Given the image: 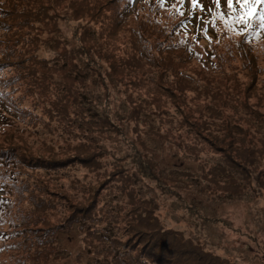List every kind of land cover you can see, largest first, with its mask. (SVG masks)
<instances>
[{"label": "rangeland", "instance_id": "1", "mask_svg": "<svg viewBox=\"0 0 264 264\" xmlns=\"http://www.w3.org/2000/svg\"><path fill=\"white\" fill-rule=\"evenodd\" d=\"M2 1L0 154L13 164H0V264H138L164 244L155 233L189 246L159 248L163 264H264L260 20L245 27L213 0L191 13L177 0ZM146 22L167 53L142 42Z\"/></svg>", "mask_w": 264, "mask_h": 264}, {"label": "trees", "instance_id": "2", "mask_svg": "<svg viewBox=\"0 0 264 264\" xmlns=\"http://www.w3.org/2000/svg\"><path fill=\"white\" fill-rule=\"evenodd\" d=\"M0 2H3V1L0 0ZM149 3H152V2H149ZM159 5L162 6L159 3L155 4L156 7L159 6ZM162 7H164V6H162ZM235 13L237 14L238 12H235ZM172 17L177 22H179V18L175 14H173ZM143 25H145L147 27L148 34H147V36L145 38L142 37V42H144V43L148 42L150 44V45H148V48L150 50L153 49L152 51H154V52L167 53V50H168L167 47H169V45L165 41V37H164L163 33H162L161 36H159L160 28L152 27L149 24V22H146ZM17 30H18V28H17ZM171 35H172V31H171ZM22 45H24V38L20 37V36H17V35H14L13 39H11V42H10V48H13V51H14L15 55L18 54L19 52H21L23 54V50L21 49ZM221 54H222L221 56L224 57V58L228 57V56H225V53H221ZM180 55H181V58L187 64L192 63L196 68H199L200 70H208L205 66H202L198 62H196L193 58H190V57L186 56L185 54H180ZM17 59H18V57H17ZM158 61H161V63L158 64V67H163L164 69H170V70L174 71L175 77L187 78V79L191 80V78H190L191 72L188 71L187 69H184V68L180 67L179 64L176 65L175 62L172 59H171V62L173 64V66H170V65L166 64L165 63V58L163 56ZM216 62H217V60H216ZM256 90L258 92V95H264V88L260 87V88H258ZM10 102L12 104H14V100H12L11 97H10ZM28 111H30V109H28ZM4 152H8L9 153L8 149L5 150ZM12 161H13V158L10 156V154L6 153V156H3L2 154H0V164L12 166V164H13ZM1 179H2V183H4V184L7 183V182H5V180H9V179L6 178V175L2 176ZM2 204H3V207L5 209L6 206H7V202L4 201V202H2ZM75 211H76V209H75ZM78 219H79V217L76 216L75 220H78ZM143 232L148 235V234H153L155 231L147 232V231H143L141 229L139 230V234H142ZM160 233H162V232H160ZM154 235L158 238V240H160V242H162L164 244L153 243V245L150 246L151 250H142V252L138 256V260H139L138 264H143L144 261H145V259H143L141 257V254H143L144 257H147L152 264H163V262H164L163 259H165L166 261H169L170 259H172V257L168 256V255L164 256L163 254H161L159 248H161V249H169V251H176L177 253H179V250H181L182 248L189 247V246L185 245L184 241H183V243H180V242L176 241L177 244L180 245V246H177L176 244L163 242V239L161 238V234H159V233H155ZM137 238H138V241H139L140 238L139 237H137ZM137 246H140V245L137 244ZM183 250L184 249H182V253H183ZM159 253H160V256H159ZM185 254H186V249H185ZM206 256H207V258H206ZM166 257L169 258V260ZM208 258H209V256L207 255V253L204 254V260L200 261V263L209 264ZM146 264H148L147 261H146ZM174 264H178V259L175 260Z\"/></svg>", "mask_w": 264, "mask_h": 264}, {"label": "snow or ice", "instance_id": "3", "mask_svg": "<svg viewBox=\"0 0 264 264\" xmlns=\"http://www.w3.org/2000/svg\"><path fill=\"white\" fill-rule=\"evenodd\" d=\"M164 2L165 0H158V3L161 5H163ZM177 2L181 5L186 2L190 3L192 6L189 9L190 13L197 7H200L201 10H203L201 0H177ZM222 2H225L228 5L230 12L236 11L239 13V15L235 17V20L243 24L245 27L250 26L251 19L258 18L260 20V26L264 28V9H256L257 5H264V0H213V3H215L217 7H220ZM235 5H239V8H234ZM209 11H211V9H209ZM180 14L183 15V13ZM216 16L222 20L227 30L234 31L232 24L229 22L233 20L232 16L223 13H217ZM202 31L206 32L207 29H202ZM193 39L197 40L196 37H193Z\"/></svg>", "mask_w": 264, "mask_h": 264}]
</instances>
